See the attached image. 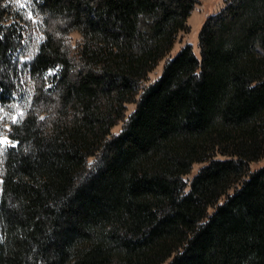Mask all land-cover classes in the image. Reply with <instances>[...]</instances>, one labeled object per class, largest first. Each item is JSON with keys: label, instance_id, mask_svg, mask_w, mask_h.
I'll return each instance as SVG.
<instances>
[{"label": "trees", "instance_id": "1", "mask_svg": "<svg viewBox=\"0 0 264 264\" xmlns=\"http://www.w3.org/2000/svg\"><path fill=\"white\" fill-rule=\"evenodd\" d=\"M195 2L31 0L35 93L8 132L0 264H264V165L244 177L264 156V0H225L199 57L187 44L167 59L110 135ZM24 14L0 0L3 104Z\"/></svg>", "mask_w": 264, "mask_h": 264}, {"label": "rangeland", "instance_id": "2", "mask_svg": "<svg viewBox=\"0 0 264 264\" xmlns=\"http://www.w3.org/2000/svg\"><path fill=\"white\" fill-rule=\"evenodd\" d=\"M225 0H196L193 9L191 10L187 21H186V29L184 31L179 32L177 38L173 44V47L168 55L165 56L153 69L146 79L141 81L140 83V91L136 96L135 101L126 104V111L124 113V117L119 120L111 129L110 135H116L119 133L126 121L128 120L130 114L134 111L136 101L144 87L154 82L161 74L163 70V66L167 59L170 57H174L178 51L184 47L185 45H190L192 47V51L196 57H199V47H198V37L199 32L202 27V24L207 19V17L218 13L222 7L224 6ZM7 7L11 12L15 13H28L31 0H6ZM24 14V15H26ZM26 25H25V36L26 39L23 42V46L15 55V63H16V76H13V82L15 85V95L9 100L6 104L0 103V139L7 138L9 141L8 144L3 145L4 151L0 154V191H1V178L3 173V162L4 157L6 155L7 150L15 145V142L9 137V129L12 124L20 121L25 113L32 107V102L34 99V82L28 77L26 73L25 63L31 58L34 52V45L36 40L40 37L38 34V20L32 17L30 14L25 16ZM77 32H73L70 34L71 41L73 43L78 40ZM50 74V73H49ZM92 158L88 159V163H92ZM206 162H198L192 165L190 171L183 176V180L186 182L187 187L185 190H188L189 182L192 177L196 174V172L206 165ZM264 165V156L256 161H252L248 164V170L244 177H247L248 173L262 167ZM238 182L234 183L233 186L226 192V195L221 197L218 203H222L224 198L227 195H231L236 186H238ZM214 207H210L208 209V213L210 214L213 211ZM164 264H168V261Z\"/></svg>", "mask_w": 264, "mask_h": 264}, {"label": "snow or ice", "instance_id": "3", "mask_svg": "<svg viewBox=\"0 0 264 264\" xmlns=\"http://www.w3.org/2000/svg\"><path fill=\"white\" fill-rule=\"evenodd\" d=\"M41 119H43V117H41ZM8 143H9V141L7 140V138L0 139V154H2L4 151V148L2 146L6 145ZM2 242H3V237L0 236V243H2Z\"/></svg>", "mask_w": 264, "mask_h": 264}]
</instances>
